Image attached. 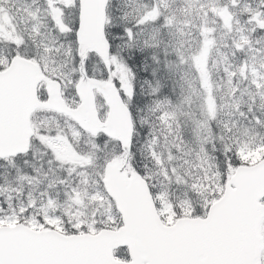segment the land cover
Instances as JSON below:
<instances>
[{
  "label": "snow or ice",
  "instance_id": "1",
  "mask_svg": "<svg viewBox=\"0 0 264 264\" xmlns=\"http://www.w3.org/2000/svg\"><path fill=\"white\" fill-rule=\"evenodd\" d=\"M257 2L264 20V0ZM134 3L125 0L123 10L109 16L112 0H105L109 59L101 63L85 45L87 0H0V71L14 60L34 62L45 75L56 73L51 78L63 81L61 92L66 100L74 98L75 107L78 86L95 78V62L102 78L111 76L127 101L131 120L127 134L111 140L101 134L99 141L107 143L94 145L73 161L74 170L65 171L57 167H67L54 148L57 141L50 146L43 138L64 135L78 152L77 133L67 135L69 127L60 133L65 120L68 125L75 121L36 111L52 117L57 127H49L53 120L42 122L35 137L39 156L29 149L19 157L26 172L17 169L11 181L9 174L0 176V264H106L100 237L113 230L125 241L112 252L123 264H264V239L243 248L236 244L246 190L234 178L237 169L247 167L242 137L255 133L264 148V68L253 63L249 80L248 64L249 52L254 60L264 58V24L251 28L262 36L255 43L241 33L225 45L235 63L225 60L226 104L214 107L207 71H198L201 80L195 87L187 79V69L207 59L214 30H202L198 53H186L183 27L173 28L169 19L164 28L146 32L147 22L160 14L142 12ZM246 20L255 25L257 18L249 12ZM123 71L131 76L130 97L118 79ZM169 75L175 78L171 82L165 79ZM238 78L242 83L233 87ZM38 96L45 100L48 94L41 89ZM4 104L0 86V115ZM108 172L123 182L143 181L150 202L110 189ZM65 202L69 211L62 212ZM259 204L264 205V196ZM257 211L264 229V208Z\"/></svg>",
  "mask_w": 264,
  "mask_h": 264
},
{
  "label": "water",
  "instance_id": "2",
  "mask_svg": "<svg viewBox=\"0 0 264 264\" xmlns=\"http://www.w3.org/2000/svg\"><path fill=\"white\" fill-rule=\"evenodd\" d=\"M96 1L87 0L85 16L90 2H94L100 16L103 14L105 0H102V2ZM88 19V16H86V20ZM91 36L96 40L100 39L102 37V25L95 23ZM41 80L42 78L36 67L24 61L13 62L7 72L0 74V86H3L5 101L3 114L0 115V157L25 154L28 151L29 138L31 136L28 118L35 107L34 88ZM49 86L53 85L49 84ZM52 89L55 91L50 93L51 103L49 106L56 112L71 117L83 130L90 133L95 131V135L104 131L112 138L123 136L130 130L131 124L128 112L123 107L113 86L91 80L81 83L77 90L81 105L75 111L65 108L59 97L58 87ZM93 89H97L102 94L109 108L107 121L104 125L97 119L92 96ZM106 174L110 189L118 192L121 196L144 199L145 194L143 193H145L146 187L142 181L123 182L114 173L108 172ZM234 178L239 180L246 190V206L241 213L242 227L237 237L245 238L247 242L236 240V244L243 247L251 239H256V242H260L258 230L262 217L257 209L264 208L258 204L259 198L264 196V161L251 168L241 167L237 169ZM100 238L105 243L101 259L106 264H123L114 261L112 258V250L125 243L120 234L109 232L103 234Z\"/></svg>",
  "mask_w": 264,
  "mask_h": 264
},
{
  "label": "rangeland",
  "instance_id": "3",
  "mask_svg": "<svg viewBox=\"0 0 264 264\" xmlns=\"http://www.w3.org/2000/svg\"><path fill=\"white\" fill-rule=\"evenodd\" d=\"M19 2V0H18ZM125 0H112V7L108 9V15L115 14V9L123 10L124 8ZM234 4H239V7H234ZM133 7L140 9L142 12H148L152 11L153 9H156L159 12V18L156 21L149 20L146 24L145 31L149 32L153 28H164L168 25L169 19L172 20V27L173 28H179L183 27L185 33L187 35L181 37L184 44L186 45L184 51L186 53H198L200 47H201V41L198 39L199 34L202 30L206 29H213L214 31L209 35V38L214 39V44H216V47L213 46L210 50V53L206 60L201 61L200 63L195 64L194 66L187 69L188 71V81L192 83V86L195 87L197 84L200 83L201 77L197 74L199 72L207 71V73L211 77V95L209 96V104L211 106H223L225 103L220 102L219 99H222L224 96L228 94L227 90H223V92H227L224 94L223 97H218L217 95L221 93H216V90L214 88V72L222 73L221 69L215 67L214 62L218 60V53L217 51H214L215 48H220L218 45L222 42L223 44H229L233 39L239 40V36L242 33L246 37L251 38L253 35L251 28L252 27H259L261 24H264V20L260 19V14L258 13L259 4L257 0H135V3ZM225 8H229V12L232 16V23L229 29L221 28L217 21V14L221 11H223ZM251 12L252 16L256 17V23L255 25H250L246 20V14ZM131 19V17H130ZM162 25V26H161ZM160 26V27H159ZM240 30L238 32L237 30ZM258 39H261L262 36L260 33ZM222 36L224 38L222 39ZM254 43V42H252ZM229 62H233V60H227ZM255 63L257 67L264 68V58L262 59H253L252 53L249 52L248 54V64H249V80H251L253 77L251 75V66ZM7 65V64H6ZM121 68H123V65H121ZM97 69H94L95 76L102 77V71L97 73ZM45 74V73H44ZM56 75V73H52L49 71V74L46 75L48 78H51L52 76ZM121 82V88L124 90L125 95L130 97L131 95V76L126 71H123L122 75L118 77ZM165 79L169 80L171 82L174 80V77H171L170 75L165 77ZM237 81L238 84L242 83V79L238 78ZM63 81H61V84ZM237 85V84H236ZM171 87V83H170ZM246 88L247 85H244ZM67 89V86H65V90ZM197 91H200L199 89ZM64 97V96H63ZM215 98V101L218 102V105H216L212 98ZM175 98V96H173ZM198 99V97H196ZM65 99V97H64ZM66 103L72 107L74 103V98H68L65 99ZM127 104V101H125ZM97 104L103 109V103L102 101H97ZM77 105V101L75 102V106ZM228 113V109L224 110L225 117H228L226 114ZM231 117H228L230 119ZM39 119L41 122L44 120H53V123L49 125L50 128L55 129L57 127V124L55 123V120L52 117H46V116H39ZM37 117V122L40 121ZM62 119V118H61ZM243 123V121H242ZM43 126V124H38V128ZM69 127V133L67 135H71L73 132L77 133V136L74 138V143L77 145L79 151H73L72 146L68 144L67 139L64 138V135H60L59 138L57 137H50L45 136L43 138L44 142L49 143L51 145V141L56 140V144L54 145V148L56 151H58L67 162L66 170L69 169L74 170L75 164L73 161L77 160L81 154L88 155L89 152L92 151V148L94 144H92V141L89 140V137L83 136L79 134L74 126L68 125L65 121L63 125L60 126V133L63 134V128ZM107 141H100L101 146L106 144ZM240 145L244 146L246 151L247 149H253V154L248 157L249 155H246V158L248 157L250 160L249 162H253L254 159H259L261 156L264 155V148L259 146V140L257 139L255 133H253L250 136L242 137L240 141ZM255 145V147H253ZM252 148H251V147ZM40 153L35 152V156H39ZM256 159V160H257ZM247 160V161H248ZM249 163V164H250ZM65 166V165H64ZM10 170H13L11 166H8L4 168L1 173L4 175L6 172H9ZM17 175V172H14L11 176H8V179L13 180L15 176ZM83 178V176H81ZM164 191L163 189L161 190ZM208 194H211L208 192ZM107 201L105 200V204ZM72 210L74 212L81 211L80 209L76 208L75 206L72 207ZM61 211L66 212L69 211V205L67 202L63 206H61Z\"/></svg>",
  "mask_w": 264,
  "mask_h": 264
}]
</instances>
